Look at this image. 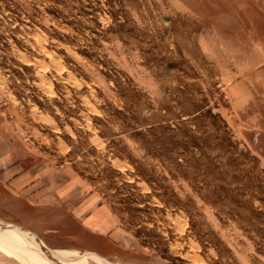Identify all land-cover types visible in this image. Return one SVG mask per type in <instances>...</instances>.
<instances>
[{
	"label": "rangeland",
	"instance_id": "obj_1",
	"mask_svg": "<svg viewBox=\"0 0 264 264\" xmlns=\"http://www.w3.org/2000/svg\"><path fill=\"white\" fill-rule=\"evenodd\" d=\"M0 225L49 257L0 264H264V0H0Z\"/></svg>",
	"mask_w": 264,
	"mask_h": 264
},
{
	"label": "bare ground",
	"instance_id": "obj_2",
	"mask_svg": "<svg viewBox=\"0 0 264 264\" xmlns=\"http://www.w3.org/2000/svg\"><path fill=\"white\" fill-rule=\"evenodd\" d=\"M0 227H3V228H6V229H9V230H12L13 232H19L20 234L21 233H23V234H25V235H29L30 236V238H32L33 240H35V242L37 243V246H38V248H39V246H42L39 242H38V240H36L30 233H28V232H26V231H23V230H21V229H18V228H14V227H9V226H2V225H0ZM35 243V244H36ZM40 244V245H39ZM43 247V246H42ZM47 251V250H46ZM41 252V251H40ZM42 254H43V256H44V258H46V259H49V257L48 256H46V254L44 253V252H41ZM55 264H57L56 262H55Z\"/></svg>",
	"mask_w": 264,
	"mask_h": 264
},
{
	"label": "water",
	"instance_id": "obj_3",
	"mask_svg": "<svg viewBox=\"0 0 264 264\" xmlns=\"http://www.w3.org/2000/svg\"><path fill=\"white\" fill-rule=\"evenodd\" d=\"M30 233V232H29ZM27 236H29L28 234H27ZM30 237V236H29ZM35 241V240H34ZM37 244V243H36ZM40 245V244H39ZM38 247V246H37ZM38 250L39 251H41V252H44L45 254H46V256H48V253H47V251H46V249L44 248V247H42V246H39V248H38ZM47 260V259H46ZM49 261V260H48Z\"/></svg>",
	"mask_w": 264,
	"mask_h": 264
},
{
	"label": "crops",
	"instance_id": "obj_4",
	"mask_svg": "<svg viewBox=\"0 0 264 264\" xmlns=\"http://www.w3.org/2000/svg\"><path fill=\"white\" fill-rule=\"evenodd\" d=\"M94 232L99 233V232H97V230H95Z\"/></svg>",
	"mask_w": 264,
	"mask_h": 264
}]
</instances>
